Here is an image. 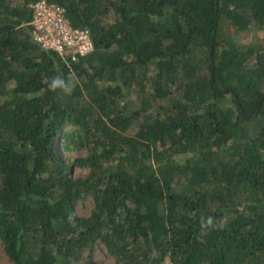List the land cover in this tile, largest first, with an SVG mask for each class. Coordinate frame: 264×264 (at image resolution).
<instances>
[{
	"label": "trees",
	"instance_id": "16d2710c",
	"mask_svg": "<svg viewBox=\"0 0 264 264\" xmlns=\"http://www.w3.org/2000/svg\"><path fill=\"white\" fill-rule=\"evenodd\" d=\"M36 1L0 0V240L14 264H70L96 241L116 264H264V42L234 40L264 29V0H45L91 34L68 62L32 40ZM65 125L89 147L85 178L55 151Z\"/></svg>",
	"mask_w": 264,
	"mask_h": 264
},
{
	"label": "rangeland",
	"instance_id": "374dc122",
	"mask_svg": "<svg viewBox=\"0 0 264 264\" xmlns=\"http://www.w3.org/2000/svg\"><path fill=\"white\" fill-rule=\"evenodd\" d=\"M234 40L237 43L244 45L260 44L264 42V29H255L239 33L234 35ZM253 64V60H250V65ZM134 102L137 103L136 95L130 96ZM2 99L0 98V101ZM157 101H152L148 106L150 110L152 104H156ZM162 103H167V100H163ZM139 122L134 124L128 129L127 134L133 135L138 128ZM79 130L73 125H65L63 132L55 140V151L58 157L65 163L71 164L70 174L74 178L87 177L90 169L87 165H81L77 162V159L86 157L89 152V147L79 143ZM75 212L81 217H87L90 215L94 208L93 198L89 194H84L74 204ZM0 264H14L11 258L6 254L4 245L0 240ZM70 264H116L115 258L110 254L104 244L101 241H96L90 246L82 248L79 252L77 259H74Z\"/></svg>",
	"mask_w": 264,
	"mask_h": 264
},
{
	"label": "built area",
	"instance_id": "2783aa9c",
	"mask_svg": "<svg viewBox=\"0 0 264 264\" xmlns=\"http://www.w3.org/2000/svg\"><path fill=\"white\" fill-rule=\"evenodd\" d=\"M30 6L32 15L27 25L32 40L43 49L56 52L66 62L75 61L93 50L89 30L73 27L63 7L45 0L36 1ZM163 264L172 263L166 261Z\"/></svg>",
	"mask_w": 264,
	"mask_h": 264
},
{
	"label": "clouds",
	"instance_id": "9594fccd",
	"mask_svg": "<svg viewBox=\"0 0 264 264\" xmlns=\"http://www.w3.org/2000/svg\"><path fill=\"white\" fill-rule=\"evenodd\" d=\"M50 87L53 90L59 88V89L63 90L65 93L71 91L70 87L68 85H66L65 82H64V80L61 79V78H59V77L54 78L51 81ZM225 223L226 222H222L220 224H216V223H214L213 217H207V218L201 217V219H200V225L204 229H208L210 227H212V228H214V227H220V228H222V227L225 226Z\"/></svg>",
	"mask_w": 264,
	"mask_h": 264
}]
</instances>
